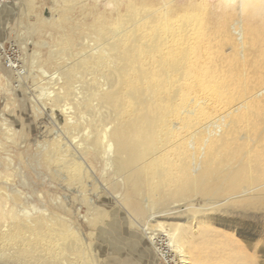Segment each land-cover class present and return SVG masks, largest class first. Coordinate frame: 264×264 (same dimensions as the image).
<instances>
[{
	"label": "bare ground",
	"instance_id": "1",
	"mask_svg": "<svg viewBox=\"0 0 264 264\" xmlns=\"http://www.w3.org/2000/svg\"><path fill=\"white\" fill-rule=\"evenodd\" d=\"M20 4L31 56L0 42V73L16 77L1 95L0 264H131L115 256L128 251L158 264L152 226L180 264H258L195 203L219 217L264 209V78H248L247 57L264 0ZM230 14L245 30L221 23Z\"/></svg>",
	"mask_w": 264,
	"mask_h": 264
},
{
	"label": "rangeland",
	"instance_id": "2",
	"mask_svg": "<svg viewBox=\"0 0 264 264\" xmlns=\"http://www.w3.org/2000/svg\"><path fill=\"white\" fill-rule=\"evenodd\" d=\"M202 4L204 2H201ZM20 0H0V42L3 43L4 48H5V56H10L14 58H19V57H25L27 58L28 56H31L32 54V46L30 45L31 40L27 39L25 45L23 46L24 51L21 49L23 41H25V36L26 35V28L23 25H20L22 22L23 24L29 23V21L24 17L22 14L21 10V4ZM18 11L20 13H18ZM198 13H201L204 15H208L210 13V9L204 5ZM42 14L45 15V10H42ZM236 18L232 14L225 18L222 22H226L227 20L230 22H235L236 27L235 29L237 30H245L243 28V20L240 18L237 14ZM232 16V18H231ZM227 19V20H226ZM32 21V20H30ZM210 21V20H209ZM208 21V22H209ZM253 26L251 29L255 32L254 34H249L247 35L248 40L252 39L251 46L253 48V51L247 54L248 58H251L250 68L252 70H255L256 74L253 72H249L248 78H264V17L260 18L258 20H254ZM220 28V27H219ZM248 26H246V29ZM193 29V28H192ZM225 28L222 27L220 30H224ZM217 30L215 29L214 26L210 28L209 31H214ZM224 36L216 35L213 36V44H220V40L223 39ZM241 39H245L246 37L240 36ZM246 40V39H245ZM28 41V42H27ZM21 43V45H20ZM232 49L235 50H240V48L246 47L245 45H249L248 43L243 42V40H240L236 43L232 44ZM20 46V49H19ZM224 48H227V45L223 46ZM247 51L244 50V53L246 54ZM234 59V58H233ZM2 61L6 62L5 58H2ZM31 60H30V71L31 72H38L40 74L41 69L40 66L38 69H32L31 68ZM23 78H30V81L28 82L29 84L31 83V75L28 73H23ZM15 76H9L8 78L4 77L3 74L0 73V107L2 106L3 102L1 99V95L3 94L4 91L7 90V80H9L13 85L15 84ZM7 92V91H6ZM4 92V94H6ZM17 94V91H16ZM16 102V112L18 115L21 117L20 119L25 121L27 125V129H30L29 134H33V117L31 115H25L27 112H29V106L27 105L26 99H21L19 95L15 97ZM20 106V107H19ZM32 117V118H31ZM29 119V120H28ZM12 120V118H11ZM32 120V121H31ZM10 121V119H9ZM27 121V122H26ZM28 131V130H27ZM14 155H16L18 152L13 151ZM32 152L24 153L23 155L21 154L22 157H27L31 156ZM32 176V175H30ZM40 188V187H39ZM52 191V189L50 190ZM195 206L200 210L201 214H204L205 217L207 216H214L215 219L217 220H212V226L213 228L218 229L219 231H224L227 234H229L231 237H233L240 246H242L245 251L249 254L254 255L256 261L258 264H264V209L260 210L261 212L257 215H252V213L247 214L246 216L241 215L237 213L238 211L241 210V208L236 205H230V208L226 212H221V217H219L217 214L211 212L210 210L204 211L201 210L203 206L201 204L195 203ZM192 223L196 225V228L193 229L192 231H196L198 229V226L195 222V220H192ZM124 230L126 227L123 225L122 226ZM115 231L117 233H113V236H115V239L118 242L125 243L126 238L123 237L125 236L123 233V229L120 228V225L116 226ZM122 231V232H121ZM150 235H152V244H156V247H160L161 249L166 252V257H161L158 261V264H180V255L173 251L171 247L166 243V231L164 227L161 226H152L150 230ZM155 242V243H154ZM101 248L107 249V251H110V247L107 246L106 243L101 244ZM106 247V248H105ZM105 251V250H104ZM211 258L213 256H216L217 253L215 252H209L207 253ZM106 255V254H105ZM114 256V255H113ZM116 257L123 259L124 261H128L131 264H147V261L145 260L146 257H142L139 255L137 252H123L122 255H115ZM131 256V257H130ZM153 254L148 255V259H156ZM188 255L185 254L184 258L185 260L188 261ZM109 257L110 256L109 254Z\"/></svg>",
	"mask_w": 264,
	"mask_h": 264
}]
</instances>
